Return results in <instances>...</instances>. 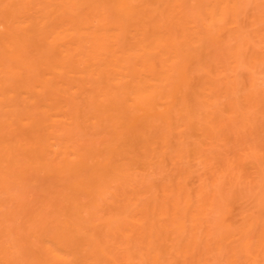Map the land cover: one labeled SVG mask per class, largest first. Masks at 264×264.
I'll return each mask as SVG.
<instances>
[{"label":"bare ground","instance_id":"obj_1","mask_svg":"<svg viewBox=\"0 0 264 264\" xmlns=\"http://www.w3.org/2000/svg\"><path fill=\"white\" fill-rule=\"evenodd\" d=\"M0 264H264V0H0Z\"/></svg>","mask_w":264,"mask_h":264}]
</instances>
